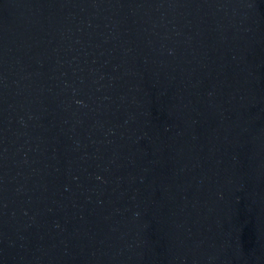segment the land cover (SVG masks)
<instances>
[{
    "label": "water",
    "instance_id": "1",
    "mask_svg": "<svg viewBox=\"0 0 264 264\" xmlns=\"http://www.w3.org/2000/svg\"><path fill=\"white\" fill-rule=\"evenodd\" d=\"M0 264H264V0H0Z\"/></svg>",
    "mask_w": 264,
    "mask_h": 264
}]
</instances>
